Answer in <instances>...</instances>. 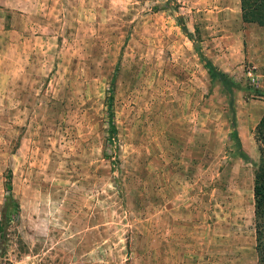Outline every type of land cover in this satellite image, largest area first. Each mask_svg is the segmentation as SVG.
I'll use <instances>...</instances> for the list:
<instances>
[{"label": "rangeland", "instance_id": "374dc122", "mask_svg": "<svg viewBox=\"0 0 264 264\" xmlns=\"http://www.w3.org/2000/svg\"><path fill=\"white\" fill-rule=\"evenodd\" d=\"M263 114L239 0H0V264H257Z\"/></svg>", "mask_w": 264, "mask_h": 264}, {"label": "trees", "instance_id": "16d2710c", "mask_svg": "<svg viewBox=\"0 0 264 264\" xmlns=\"http://www.w3.org/2000/svg\"><path fill=\"white\" fill-rule=\"evenodd\" d=\"M239 8L241 12V19L244 23L256 24L264 27V0H239ZM183 32L186 36L189 35L186 28L183 27ZM200 60L209 74L211 79H219L229 89L232 87V82L227 76L218 71V69L204 56H200ZM112 97H109V101ZM232 109V102H231ZM111 130H115L111 110L109 111ZM230 133V149L235 151L236 155L247 159L246 154L242 150L241 140L236 127V120L232 110ZM254 138L258 144L259 163L254 172L253 179V224H254V239H255V253L257 264H264V114L255 127ZM5 182V189L9 196L5 199V208L9 215L15 214L18 210V205L11 197V179L12 174L9 171Z\"/></svg>", "mask_w": 264, "mask_h": 264}]
</instances>
